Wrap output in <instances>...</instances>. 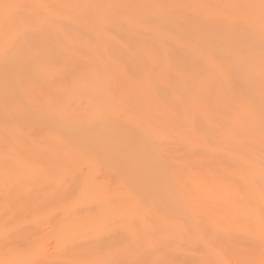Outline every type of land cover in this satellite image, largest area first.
I'll use <instances>...</instances> for the list:
<instances>
[{"label":"bare ground","instance_id":"1","mask_svg":"<svg viewBox=\"0 0 264 264\" xmlns=\"http://www.w3.org/2000/svg\"><path fill=\"white\" fill-rule=\"evenodd\" d=\"M0 264H264V0H0Z\"/></svg>","mask_w":264,"mask_h":264},{"label":"rangeland","instance_id":"2","mask_svg":"<svg viewBox=\"0 0 264 264\" xmlns=\"http://www.w3.org/2000/svg\"><path fill=\"white\" fill-rule=\"evenodd\" d=\"M53 247H54L53 241H51V240L45 241L44 248L46 249V251L51 252Z\"/></svg>","mask_w":264,"mask_h":264}]
</instances>
